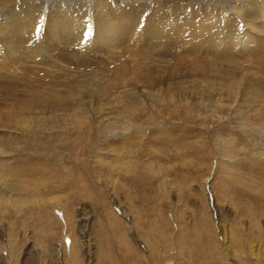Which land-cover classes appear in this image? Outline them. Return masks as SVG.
I'll return each mask as SVG.
<instances>
[{"label": "rangeland", "instance_id": "374dc122", "mask_svg": "<svg viewBox=\"0 0 264 264\" xmlns=\"http://www.w3.org/2000/svg\"><path fill=\"white\" fill-rule=\"evenodd\" d=\"M25 1L33 0H0V8ZM94 1L105 5L50 4ZM180 1L211 6L208 16L226 5L236 16L243 4ZM140 49L124 44L109 64L128 68ZM79 54L61 64L74 78L78 69L79 79L110 80L106 98L21 109L25 96L0 85V264H264V98L239 93L264 88V70L246 61L256 74L191 75L176 55L153 56L149 64L173 58L177 84L160 79L122 96L130 75ZM201 60L194 64L206 70ZM35 76L39 95L67 87ZM14 114L20 121L5 125Z\"/></svg>", "mask_w": 264, "mask_h": 264}, {"label": "bare ground", "instance_id": "6f19581e", "mask_svg": "<svg viewBox=\"0 0 264 264\" xmlns=\"http://www.w3.org/2000/svg\"><path fill=\"white\" fill-rule=\"evenodd\" d=\"M33 1L0 8V85L4 82L11 95L25 96L20 102L21 109L22 106L26 109L40 106L41 110L73 108L76 106L74 102L81 100L82 105L87 106L88 101L83 99L92 94L99 100L106 98V94L112 90L110 80L107 82L103 80V75L97 74L79 79L81 72L78 69L74 71L78 74L74 78L68 73L69 66L61 64V58L76 56L79 52L78 56L98 57L96 61L105 62L104 67L113 69V66L121 73V79L127 74L131 76L132 80L126 81L119 91L122 96L134 92L128 86L139 89L146 85L150 88L160 79L163 80L162 84L165 81L170 86L175 84L177 79L174 80V76L179 69H176L173 58L170 57L171 60L166 64H149L153 56L176 55L177 61L188 63L182 67H185V74L191 75L199 72L209 76L210 73L221 71L234 76L237 74L235 72L243 70L256 74L257 71L246 68V61L264 70V0H241V13L236 16L230 13L227 5L220 7L219 12L212 11V15L208 16L207 11L211 6L180 0L169 5L156 0H146L147 3L140 0H105L102 3L107 7L94 1L89 9L76 4L70 9L62 5L54 8L55 4L52 6L51 0H44L41 4ZM114 19H119V22H111ZM37 25L40 26L38 33L35 31ZM89 27L91 35H85ZM121 44L123 47L124 44L141 47L131 52L139 53L136 64L128 68H123L125 65H120V62L117 64L116 61L109 64L108 58L120 53ZM156 47H159L158 54L153 50ZM204 58L208 60L206 70L205 62L201 66L194 64L197 60L205 61ZM190 59L192 61L188 62ZM154 73L158 74L157 77ZM35 75L44 76L43 82L57 81L54 82L55 86L67 87L64 90L49 89L39 95L31 81L38 80ZM43 78H40L41 81ZM249 87H240L239 93L264 98V88L259 87L257 90ZM64 92L66 94L61 96ZM11 119L7 116L8 122L3 121L4 124L9 123L5 125L10 126L20 121L17 117ZM0 177H3L2 172Z\"/></svg>", "mask_w": 264, "mask_h": 264}, {"label": "snow or ice", "instance_id": "6c2138e0", "mask_svg": "<svg viewBox=\"0 0 264 264\" xmlns=\"http://www.w3.org/2000/svg\"><path fill=\"white\" fill-rule=\"evenodd\" d=\"M35 31L38 33L40 31V26L37 25ZM85 35H91V27H89L88 31L85 33Z\"/></svg>", "mask_w": 264, "mask_h": 264}]
</instances>
